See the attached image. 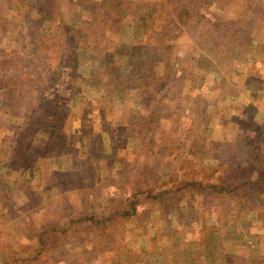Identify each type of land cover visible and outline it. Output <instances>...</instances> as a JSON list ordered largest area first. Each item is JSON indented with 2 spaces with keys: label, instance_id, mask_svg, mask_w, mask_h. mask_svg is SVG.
<instances>
[{
  "label": "rangeland",
  "instance_id": "obj_1",
  "mask_svg": "<svg viewBox=\"0 0 264 264\" xmlns=\"http://www.w3.org/2000/svg\"><path fill=\"white\" fill-rule=\"evenodd\" d=\"M35 1L0 0V77L16 55L24 65L33 59ZM95 1L101 19L111 0ZM55 2L54 21L40 29L52 44L54 25L72 26L77 76L69 61H56L40 94H29L31 84L0 91V183L12 201L0 197V264L28 257L31 230L45 222L66 229L56 264H264V185L255 184L264 179V0H119L134 16L155 8L156 22L139 30L129 21L117 33L100 24L112 41L104 53L85 30L91 4ZM121 41L175 57V74L158 68L149 90L133 76L118 85L139 51L118 52ZM91 179L109 183L105 199L84 198ZM247 179L249 188L210 185ZM131 195L137 213L108 221L111 236L89 220L71 222L87 206L107 216Z\"/></svg>",
  "mask_w": 264,
  "mask_h": 264
},
{
  "label": "trees",
  "instance_id": "obj_2",
  "mask_svg": "<svg viewBox=\"0 0 264 264\" xmlns=\"http://www.w3.org/2000/svg\"><path fill=\"white\" fill-rule=\"evenodd\" d=\"M78 1L87 2L91 4V8L87 10L90 18H88L89 21H85L86 22L85 30L91 33L92 36L91 48H93V51H97L101 53L112 52V50L110 51L111 43H112L111 38L105 34L107 30H104L105 32H103V34L98 33V31H100L98 28L100 24L106 29L111 28L113 30V33H117L118 31H122L123 29H125L129 21L134 22L135 27L138 28L139 30H142L144 26L149 23L152 26H154L156 22L155 17H153L154 13L157 12L155 8L147 13H140L139 15L137 14V16H134L131 13H129L128 8L126 9L123 6H121L119 0H111V4L106 5L107 10L105 15L102 16L101 19H98L97 17H95L94 15L95 13L93 9L94 4L96 3L95 0H78ZM35 2H36L35 8L37 9V13H36L37 17L35 20V27L33 29V40L35 41V43L30 49V53L33 54V59L27 61L28 64L24 65L22 58L16 55L14 60V66L12 67V69L6 72L5 75L0 77V91L9 90L10 92L11 91L13 92L16 89H20L23 92L24 90L23 86L26 84L29 85L31 84L33 88L29 94H33V93L35 95L40 94L42 92V88L48 83V79H46L45 78L46 76L43 75L44 71L46 70L47 66L52 65V63L56 61L62 64H64L65 61H69L71 64L70 74L72 76H77V71H76L77 58H74L73 56V53L77 48V45L75 43L74 33H71L72 26L68 24H64L60 20L59 25L56 24L53 26L54 27L53 31L58 35L59 42L48 44L46 42V39L44 38L46 31L40 29L42 25L39 23L48 19L53 20V14L54 12H56L58 5L56 4L55 0H36ZM179 7H178L179 9L178 8L176 9L177 11L176 18L182 22V20L184 19L183 14L185 11L183 6H179ZM126 18L128 19L126 20ZM131 46L134 47V49H139V51H135V54L138 55L137 56L138 61L137 62L134 61V65H133L134 68L132 69V75L127 74V72H122L120 74L118 85L120 84V82L131 80V77L133 76V78H135L134 80L136 79L139 80L140 88H145L146 90H149L148 87H151L153 83H155L154 81H156L160 77L158 74L159 72L158 68L169 67L168 71H165V73L169 75L175 74L174 71H176L175 69L176 64L173 63V61L175 62L174 60L175 57H172L174 59L171 58L163 59L160 55L161 54L160 51H158L159 49L153 48V51L149 52L147 45L133 46L128 42L121 41L117 51L120 53L122 52L127 55H130L131 52L129 51V47ZM36 54L37 57H41L40 61L37 62L35 61ZM114 58H115V53L113 52L111 53V59L113 60ZM158 63L161 65V67H159L160 65ZM170 67L172 68V71L170 70ZM185 75L187 76L188 74L185 73ZM72 88L74 89L73 83H72ZM49 100H50L49 97L43 100L41 105L42 111L47 110ZM31 109H32L31 115H33L34 113L33 111L35 110V108L31 107ZM44 115L48 116L46 114ZM29 122L38 127H43L51 123L50 120L45 122H40V120L36 121L33 118L29 119ZM53 143L54 142L51 141L49 144L53 145ZM95 143L96 142L94 139L90 140L89 143L90 148L88 149V151H90L91 147H93ZM88 155L89 153L87 154V156ZM109 181L117 182L119 184L117 179L114 177L110 178L108 182ZM255 181L256 183L252 180H249V181L241 182L240 184H233V185L231 184L229 186L218 185V184H210V185L218 190H225V191L233 190V188H239V186H246L247 188H249V186L254 183L257 184V186H260V184L264 185V179L261 177ZM108 182L98 183L96 182V180L91 179L87 183L86 187H83L81 189L82 195L84 196V198L87 199H89V197L95 200H98L100 198L105 199L106 194L104 193L105 191L103 189H105L104 187L109 184ZM194 183L195 181H186L184 183V186L191 185ZM116 186L119 187V185ZM119 195L120 193L116 194V197H119ZM0 197L5 199L6 203L8 202L12 203L11 199L9 198V195L7 193H2L1 183H0ZM118 199H119L120 207L114 210L109 209V213L107 216H102L98 218L97 210L94 208L91 211V213H88L89 209L87 206L85 215L76 217L75 219H72L71 222L85 223L89 220L90 224L94 226L95 225L99 226L100 230H102L103 233H105L107 236H111V233L108 231L106 227L108 221L110 220L113 221V218H115L117 215L129 217L137 213L139 198L135 197V195L128 196L126 197V199H123V197L122 198L120 197ZM124 201L126 202L128 201V202L125 204ZM65 230L66 229H62V230L58 229L55 223H50V222L43 223L42 226L37 231H36V227H33L31 231L32 233H35V237L33 239L35 243L34 244L27 243L25 247L26 249H29L28 257H26L25 259H20L19 261L16 262L18 264H56L58 260L56 258L57 254L55 253V251L60 250L59 237H61V235L64 234ZM109 240L110 239H108V241ZM12 263H13L12 260H10L4 262L3 264H12Z\"/></svg>",
  "mask_w": 264,
  "mask_h": 264
}]
</instances>
